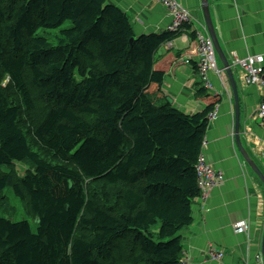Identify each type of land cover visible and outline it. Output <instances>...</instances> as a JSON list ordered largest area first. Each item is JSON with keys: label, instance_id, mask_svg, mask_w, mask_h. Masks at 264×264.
<instances>
[{"label": "trees", "instance_id": "1", "mask_svg": "<svg viewBox=\"0 0 264 264\" xmlns=\"http://www.w3.org/2000/svg\"><path fill=\"white\" fill-rule=\"evenodd\" d=\"M171 37L107 0H0V193L37 223L0 216V264H181L215 105L152 100Z\"/></svg>", "mask_w": 264, "mask_h": 264}, {"label": "crops", "instance_id": "2", "mask_svg": "<svg viewBox=\"0 0 264 264\" xmlns=\"http://www.w3.org/2000/svg\"><path fill=\"white\" fill-rule=\"evenodd\" d=\"M177 1L193 21L191 27L179 33L168 31L170 14L155 0L107 3L128 17L135 36L172 35L156 52L155 69L164 75L157 92L151 95L156 105L168 104L186 115L215 105L209 113L216 111V116L208 121L203 139L206 145L203 147L202 142L200 154L223 173L224 181L204 203L199 199L193 202L192 223L180 232L181 264H264V183L257 173L264 178V128L256 116L261 91L244 84L242 72L236 68L231 69L235 95L219 57L218 72L208 74L212 90H206L196 69L200 56L194 35L195 30L201 31L200 25H205L210 37L202 11L206 1L211 26L227 64L234 58L235 62L258 55L264 59V0ZM239 223L248 226L246 233L234 232ZM209 250L223 257L211 260Z\"/></svg>", "mask_w": 264, "mask_h": 264}, {"label": "built area", "instance_id": "3", "mask_svg": "<svg viewBox=\"0 0 264 264\" xmlns=\"http://www.w3.org/2000/svg\"><path fill=\"white\" fill-rule=\"evenodd\" d=\"M160 3L166 11L170 14L171 23L168 26L170 33H179L184 31L187 27H191L193 24L192 18L189 12L181 7L177 0H155ZM201 31L195 30V40L198 45L199 60L196 66L197 72L200 76V80L203 87L206 90H212V85L208 79V72L217 71L216 53L213 46V42L210 37L206 35L205 25H200ZM263 57L261 55L252 56L245 59L238 60L240 71L242 72L243 83L250 86H255L261 91V102L256 110V115L261 121V125L264 128V65ZM216 115V111L208 114L207 118L213 119ZM206 142H203L205 147ZM195 172L197 178L198 189L200 192V200L205 202L210 192L220 187L224 181L223 173L220 170L213 168L206 160L203 153H201L195 165ZM248 226L244 223L235 225L234 232L238 234L246 233ZM208 256L211 260L219 261L223 255L214 251L208 252Z\"/></svg>", "mask_w": 264, "mask_h": 264}, {"label": "rangeland", "instance_id": "4", "mask_svg": "<svg viewBox=\"0 0 264 264\" xmlns=\"http://www.w3.org/2000/svg\"><path fill=\"white\" fill-rule=\"evenodd\" d=\"M70 26H71L70 21H65L61 26L55 29H51V30L39 29L37 33L41 34L42 36L47 37L53 44H55L54 34L59 33L60 30L69 28ZM217 71H218V67H217ZM211 72H215V71H210L208 72V74ZM3 85H5V81L3 82ZM32 93L33 95L35 94L33 90H32ZM35 98H36V94H35ZM213 119H209V121ZM24 171L25 170L20 165H18L11 176L12 178H15V177L18 178L17 175L20 176V174H22ZM0 205L3 209H5L3 212H0L1 217L10 218L14 222L21 221V220H27L31 226L32 231L33 232L36 231V225H37L36 220L34 221L32 217L26 216L30 214L26 211V209L23 207L22 204L19 206V202L14 197L11 186H9L4 192L0 193Z\"/></svg>", "mask_w": 264, "mask_h": 264}, {"label": "water", "instance_id": "5", "mask_svg": "<svg viewBox=\"0 0 264 264\" xmlns=\"http://www.w3.org/2000/svg\"><path fill=\"white\" fill-rule=\"evenodd\" d=\"M202 11H203V17H204V20L206 22V25H207V28H208V31H209V34H210V37H211V40L213 42V45H214V49H215V52H216V55L217 57L220 58V60L223 62L224 66H225V69L227 71V74L229 76V80H230V83H231V86L233 88V91L236 95V86H235V82H234V78H233V75H232V70L228 67V64H227V61H226V58L224 57L219 45H218V42H217V39H216V36L214 34V31L212 29V26H211V19H210V15H209V9H208V3L206 1H203L202 3ZM236 121H238V105L236 103ZM252 166V169L253 170H256L255 167L253 165ZM259 177L262 179L263 183H264V178L260 175V173L257 171ZM262 255H263V258H264V236H263V242H262Z\"/></svg>", "mask_w": 264, "mask_h": 264}, {"label": "bare ground", "instance_id": "6", "mask_svg": "<svg viewBox=\"0 0 264 264\" xmlns=\"http://www.w3.org/2000/svg\"><path fill=\"white\" fill-rule=\"evenodd\" d=\"M238 61V60H237ZM231 64H229L228 65V67L230 68V69H236V68H239L240 69V67H239V64H237L236 62H235V58L234 59H231ZM226 70V69H225ZM257 116V115H256ZM257 118H258V116H257ZM259 119V118H258ZM260 120V119H259ZM260 123H261V121H260ZM264 192V191H263Z\"/></svg>", "mask_w": 264, "mask_h": 264}, {"label": "clouds", "instance_id": "7", "mask_svg": "<svg viewBox=\"0 0 264 264\" xmlns=\"http://www.w3.org/2000/svg\"><path fill=\"white\" fill-rule=\"evenodd\" d=\"M214 46V45H213ZM216 53V52H215ZM216 58H217V55H216Z\"/></svg>", "mask_w": 264, "mask_h": 264}]
</instances>
